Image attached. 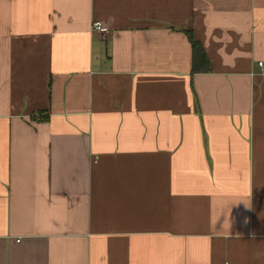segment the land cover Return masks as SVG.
Returning a JSON list of instances; mask_svg holds the SVG:
<instances>
[{
	"label": "crops",
	"instance_id": "1",
	"mask_svg": "<svg viewBox=\"0 0 264 264\" xmlns=\"http://www.w3.org/2000/svg\"><path fill=\"white\" fill-rule=\"evenodd\" d=\"M258 62L264 0H0V264H264Z\"/></svg>",
	"mask_w": 264,
	"mask_h": 264
},
{
	"label": "trees",
	"instance_id": "2",
	"mask_svg": "<svg viewBox=\"0 0 264 264\" xmlns=\"http://www.w3.org/2000/svg\"><path fill=\"white\" fill-rule=\"evenodd\" d=\"M189 40L192 44L194 53H195V61H194V66H193V73L196 72H209V63L208 59L204 54V51L200 47V45L197 42H194L193 36L190 32H187ZM204 60V62L202 61Z\"/></svg>",
	"mask_w": 264,
	"mask_h": 264
},
{
	"label": "built area",
	"instance_id": "3",
	"mask_svg": "<svg viewBox=\"0 0 264 264\" xmlns=\"http://www.w3.org/2000/svg\"><path fill=\"white\" fill-rule=\"evenodd\" d=\"M93 27H94L95 30H97L99 32H104L105 31V29L98 23L94 24ZM258 66H259V68L262 69V71H264V62H258Z\"/></svg>",
	"mask_w": 264,
	"mask_h": 264
}]
</instances>
